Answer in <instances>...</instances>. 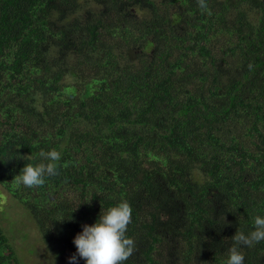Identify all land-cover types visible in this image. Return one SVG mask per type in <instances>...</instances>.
<instances>
[{"label": "trees", "instance_id": "16d2710c", "mask_svg": "<svg viewBox=\"0 0 264 264\" xmlns=\"http://www.w3.org/2000/svg\"><path fill=\"white\" fill-rule=\"evenodd\" d=\"M205 3L0 0V195L53 264L124 200V264H226L264 215V0ZM49 149L57 174L18 185ZM3 214L0 264H20ZM240 251L264 264V241Z\"/></svg>", "mask_w": 264, "mask_h": 264}, {"label": "clouds", "instance_id": "9594fccd", "mask_svg": "<svg viewBox=\"0 0 264 264\" xmlns=\"http://www.w3.org/2000/svg\"><path fill=\"white\" fill-rule=\"evenodd\" d=\"M197 2L200 8L207 10L205 0ZM39 157V163L25 164L21 168L16 178L18 185L39 187L45 183V177L57 174L60 152L42 150ZM131 213L130 204L124 200L100 212L94 223L82 225V231L73 237L76 251L68 257L69 264H78L80 259L84 264H124L134 250L133 239L125 235ZM232 241L226 264H244L245 257L240 249L264 241V215L254 216L252 230L247 233L237 230Z\"/></svg>", "mask_w": 264, "mask_h": 264}, {"label": "rangeland", "instance_id": "374dc122", "mask_svg": "<svg viewBox=\"0 0 264 264\" xmlns=\"http://www.w3.org/2000/svg\"><path fill=\"white\" fill-rule=\"evenodd\" d=\"M1 193L0 210L4 211L2 224L6 228L5 232L20 264H53L54 259L43 245L44 242L33 220L10 198L6 190H2Z\"/></svg>", "mask_w": 264, "mask_h": 264}]
</instances>
